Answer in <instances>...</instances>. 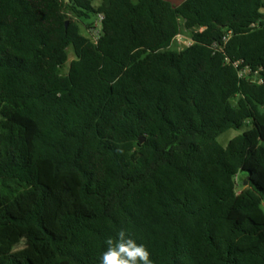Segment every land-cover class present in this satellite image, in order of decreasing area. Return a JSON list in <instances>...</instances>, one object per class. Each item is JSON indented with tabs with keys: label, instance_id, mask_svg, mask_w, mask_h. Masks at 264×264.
<instances>
[{
	"label": "trees",
	"instance_id": "trees-1",
	"mask_svg": "<svg viewBox=\"0 0 264 264\" xmlns=\"http://www.w3.org/2000/svg\"><path fill=\"white\" fill-rule=\"evenodd\" d=\"M94 1L0 0V264H264V0Z\"/></svg>",
	"mask_w": 264,
	"mask_h": 264
},
{
	"label": "rangeland",
	"instance_id": "rangeland-1",
	"mask_svg": "<svg viewBox=\"0 0 264 264\" xmlns=\"http://www.w3.org/2000/svg\"><path fill=\"white\" fill-rule=\"evenodd\" d=\"M99 0H95L94 4H97ZM172 5H178L180 4L183 0H166ZM87 23H92L90 26ZM78 25L80 27L81 34L84 35L87 38H96L98 32V18H96L94 15H90L89 19L87 21H78ZM190 39L188 37L187 32H182L179 36L175 38V41L173 42L171 49H182L183 47L189 45ZM73 58V54L71 52V49H68V59L65 63V67L62 69V71H65V68L68 69L69 63ZM244 129H247V127H243L242 129L236 130V129H229L223 133H221L217 137V142L225 146L227 142L242 133ZM66 181L70 185L75 184V177L71 174H65L63 175ZM243 178H246L245 172L240 171L238 175L236 176V189L239 192L242 187H245L244 185H241V180ZM55 178H51L50 176H46L43 181L47 183L48 185L52 184L54 182ZM263 210H264V203L262 205ZM6 245L7 247L0 246V253H7L14 255L16 257H31L34 259H37V255L35 254L34 248H31L27 244V239L25 235L22 233H19L17 231H14L12 234V237L9 239V242ZM5 245V244H4ZM6 249V250H5Z\"/></svg>",
	"mask_w": 264,
	"mask_h": 264
},
{
	"label": "clouds",
	"instance_id": "clouds-1",
	"mask_svg": "<svg viewBox=\"0 0 264 264\" xmlns=\"http://www.w3.org/2000/svg\"><path fill=\"white\" fill-rule=\"evenodd\" d=\"M105 243L107 248L100 264H153L147 247L132 239L126 229H121L116 238L109 237Z\"/></svg>",
	"mask_w": 264,
	"mask_h": 264
},
{
	"label": "built area",
	"instance_id": "built-area-1",
	"mask_svg": "<svg viewBox=\"0 0 264 264\" xmlns=\"http://www.w3.org/2000/svg\"><path fill=\"white\" fill-rule=\"evenodd\" d=\"M97 18H98V28H97V32H99V30H100V22H101V19H102V15H98ZM178 36H179V35H178ZM91 40H92L93 43H96V41H97V36H96V38H92ZM190 44H191V41H190L189 45H190ZM187 46H188V45H187ZM234 65L236 66V65H237V62L234 63Z\"/></svg>",
	"mask_w": 264,
	"mask_h": 264
},
{
	"label": "water",
	"instance_id": "water-1",
	"mask_svg": "<svg viewBox=\"0 0 264 264\" xmlns=\"http://www.w3.org/2000/svg\"><path fill=\"white\" fill-rule=\"evenodd\" d=\"M65 1L67 2L68 0H65ZM67 24H68V21L65 22V27L67 26ZM138 141H139V144H142L143 141H144V138H143V137H139V138H138ZM247 182H248L247 179H245V180L243 181V185L246 186V185H247Z\"/></svg>",
	"mask_w": 264,
	"mask_h": 264
}]
</instances>
